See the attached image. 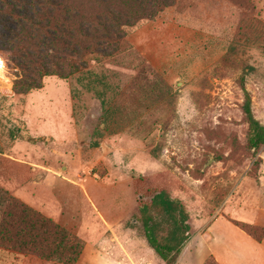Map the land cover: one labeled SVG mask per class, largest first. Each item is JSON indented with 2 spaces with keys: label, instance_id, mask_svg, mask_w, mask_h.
<instances>
[{
  "label": "rangeland",
  "instance_id": "1",
  "mask_svg": "<svg viewBox=\"0 0 264 264\" xmlns=\"http://www.w3.org/2000/svg\"><path fill=\"white\" fill-rule=\"evenodd\" d=\"M0 56V183L53 219L74 214L87 243L76 264H166L145 239L135 180L182 202L190 236L230 201L264 198V143L248 147L242 110L245 89L264 124V0H0ZM81 64L106 72L104 106L70 73ZM30 77L41 87L18 94ZM99 213L122 218L120 242ZM147 214L170 230L162 210ZM111 236L120 252L101 244L103 255L96 243ZM20 263L61 264L0 249V264Z\"/></svg>",
  "mask_w": 264,
  "mask_h": 264
},
{
  "label": "trees",
  "instance_id": "2",
  "mask_svg": "<svg viewBox=\"0 0 264 264\" xmlns=\"http://www.w3.org/2000/svg\"><path fill=\"white\" fill-rule=\"evenodd\" d=\"M54 4L55 2H52V5ZM110 54L104 53L101 56L108 57ZM21 64L23 65L22 61ZM70 73H78L77 82L87 91L92 92L103 106L106 104L105 91L98 90L95 86L96 82L101 83L103 88L108 86L106 72L98 73L92 67L81 64L79 67L74 66ZM52 74L64 77L60 72L52 73L47 68L44 69L43 75ZM29 79L32 82L25 80L20 84L22 90L17 91L18 94L26 95L32 89L41 87L31 77ZM71 92L74 95V90L71 89ZM242 110L248 122V147L256 150L264 143V124L254 116L251 98L245 89ZM0 160L7 161L6 158L1 157ZM134 184L136 191L142 195V199L139 200V210L148 245L166 264H175L190 238V224L184 205L180 200L171 198L163 187L152 184L144 178L135 180ZM150 207L162 210L171 222V228L164 236L158 234V223L154 217L147 214ZM234 222L258 240L264 235V226L237 220ZM0 249L61 264H76L84 249V241L76 233L17 198L0 183ZM202 264H217V262L212 255H209Z\"/></svg>",
  "mask_w": 264,
  "mask_h": 264
},
{
  "label": "crops",
  "instance_id": "3",
  "mask_svg": "<svg viewBox=\"0 0 264 264\" xmlns=\"http://www.w3.org/2000/svg\"><path fill=\"white\" fill-rule=\"evenodd\" d=\"M23 157L16 156L14 158L22 159ZM69 178H73V176L68 177L67 180L71 184L77 185L79 181L78 179ZM260 199V205L257 207H252L243 203L242 201H230L227 203L225 205L226 215H221L220 218L215 217L211 219L201 232L190 236L182 251L180 252L175 264H180L182 258H187V254L191 251L186 252L185 249L190 243H192L194 238L200 237V235L202 236V239L204 238L202 241L204 243V247H206L205 253H202V255L200 253H192L193 256L191 258L188 257L190 264H202L209 255H212L215 258L217 264H264V235L258 240L249 235L234 222V220H237L245 223L264 226V198L261 197ZM242 207L249 209L251 214H243L242 219H240V217H237L232 212V210ZM97 217L101 220L102 225L105 226L107 231L110 229L113 233H115V229L118 227H123L122 218L111 217V221H108L101 213L97 214ZM54 220L64 225L73 233L81 234V224L76 222L75 216L72 212L70 213L68 211H61ZM123 234H125V232ZM115 236L117 241L120 242V236H122V234L117 233ZM113 239L114 238L112 236L109 238L100 239L95 246L97 251L103 255H108L110 252H112V249H105L103 251L100 249V245L107 244L114 246ZM86 249L87 243L84 246L80 258ZM116 250H118L117 247ZM196 259L197 261H195Z\"/></svg>",
  "mask_w": 264,
  "mask_h": 264
},
{
  "label": "built area",
  "instance_id": "4",
  "mask_svg": "<svg viewBox=\"0 0 264 264\" xmlns=\"http://www.w3.org/2000/svg\"><path fill=\"white\" fill-rule=\"evenodd\" d=\"M4 69H5V63H4V59L0 56V82H2L5 79V75H4ZM7 89H11L10 86H8Z\"/></svg>",
  "mask_w": 264,
  "mask_h": 264
}]
</instances>
